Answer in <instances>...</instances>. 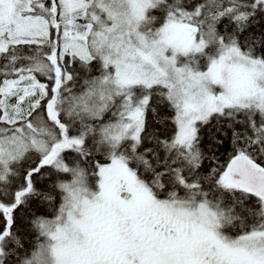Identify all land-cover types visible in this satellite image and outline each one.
<instances>
[{
  "label": "snow or ice",
  "instance_id": "snow-or-ice-1",
  "mask_svg": "<svg viewBox=\"0 0 264 264\" xmlns=\"http://www.w3.org/2000/svg\"><path fill=\"white\" fill-rule=\"evenodd\" d=\"M0 264H264V0H0Z\"/></svg>",
  "mask_w": 264,
  "mask_h": 264
}]
</instances>
